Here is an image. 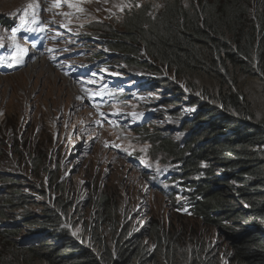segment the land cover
<instances>
[{"label": "rangeland", "instance_id": "374dc122", "mask_svg": "<svg viewBox=\"0 0 264 264\" xmlns=\"http://www.w3.org/2000/svg\"><path fill=\"white\" fill-rule=\"evenodd\" d=\"M164 3L165 0H82L80 7L84 11L80 12L68 7L63 0L59 7L56 6L57 0H0V20L23 15L30 5H43L56 32L65 34L69 30L73 37L80 29L86 34L96 35L93 38L96 42L87 41L92 45L90 58H81L79 62L92 65V61L102 56L108 58V55H113L112 67L100 71L109 74L116 73L112 71L115 70L122 72L120 75L124 78L126 74H137L149 79L139 83L129 78L125 84H115L117 89H132L128 93L138 85V91L146 85L148 87L134 93L128 100L119 97L110 103L106 109L107 125L101 127L84 95L82 99L74 97L76 90L80 91L77 84L63 77L47 61V75L41 68L30 72L32 63L42 59L41 52H37L39 57L34 56L21 70L3 75L4 80L0 82V174L3 176L0 178V191L6 200L22 194L29 197L30 202L24 209L12 211L6 208L8 216L0 219V228L4 221L14 220V214L16 221H28L27 216L31 213L38 216L44 205L57 208L66 203L65 227L75 237L93 235L95 227L102 228L103 238L113 242L118 235L123 234L121 240H129L139 234L142 246L152 252L150 264H201L204 259L216 264H236L233 254L237 238L229 230L234 226L231 221L209 225L190 213L184 214L171 199L148 187V172L118 153V149L123 148L131 153L130 157L148 163L167 162L171 157L159 149L161 146L154 139L163 135L164 128L178 127L182 119L190 118L191 112L200 110L205 102L192 104L188 98L189 91L172 72L148 73L140 64L129 67L122 58L123 53L113 50L108 44L117 35L112 31H124V18L128 12L147 7L151 13H156ZM260 5L264 11V0H260ZM7 33L6 23L1 21L0 42H6ZM98 37L105 39L106 44L100 43ZM53 41L52 38L50 42ZM141 54L150 60L144 50ZM50 77H53L55 89L63 88L64 102L54 104L52 99H46L42 94ZM109 80L108 77L95 80L93 76L83 80L82 84L90 94H94L99 85ZM67 84L68 93L64 88ZM245 86L253 113L258 118L264 117L263 82L256 78L247 79ZM173 109L178 110L173 112ZM117 111L119 115L115 114ZM143 116L150 121L144 126L148 132L137 133L127 128ZM115 120L119 122L118 126H114ZM190 129V126L183 130L174 128L168 135L184 142ZM114 145L120 147L114 149ZM215 172L219 174L222 169ZM104 197L111 201L117 215L105 214L100 208ZM39 231H42L40 227L25 225L16 241L26 246L28 243L25 242ZM39 260L38 256H25L28 264H44Z\"/></svg>", "mask_w": 264, "mask_h": 264}, {"label": "trees", "instance_id": "16d2710c", "mask_svg": "<svg viewBox=\"0 0 264 264\" xmlns=\"http://www.w3.org/2000/svg\"><path fill=\"white\" fill-rule=\"evenodd\" d=\"M190 1L165 0L156 13L147 7L128 12L124 31H112L117 35L108 44L123 53L129 67L140 64L148 73L172 72L190 96L200 93L192 96L191 103L205 101L202 108L180 123L182 130L192 128L184 142L160 135L153 141L159 142V149L169 158L185 161L187 181L196 187L189 213L209 225L231 221L234 226L229 230L237 238L235 263L264 264V117L253 113L245 86V81L253 78L264 84V11L260 0ZM87 35L96 42V35ZM98 41L106 44L105 39L98 37ZM91 52L92 46L86 55ZM133 131L148 132V128L135 127ZM204 163L207 166L202 168ZM219 168L222 172L217 174ZM195 172L203 178L195 180ZM3 195L0 191V219L7 218L6 208L24 209L30 202L22 194L9 200ZM100 202L105 214L117 215L107 197ZM66 205H44L38 216H27L28 221H16V214L14 220L4 221L0 264H28L26 254L38 256L44 264L151 263L152 252L142 246L139 234L129 240L118 235L113 242L103 238L102 228L95 227L93 235L75 237L65 227ZM25 225L42 231L21 246L16 239ZM201 264L216 262L204 259Z\"/></svg>", "mask_w": 264, "mask_h": 264}, {"label": "clouds", "instance_id": "9594fccd", "mask_svg": "<svg viewBox=\"0 0 264 264\" xmlns=\"http://www.w3.org/2000/svg\"><path fill=\"white\" fill-rule=\"evenodd\" d=\"M154 77H159V76H154ZM66 79H67V78H66ZM71 81H72V80H71ZM74 84H75V83H74ZM78 89H79V88H78ZM188 98H189L190 101H191L192 96L189 95ZM87 105H88V104H87ZM88 107H89V106H88ZM89 109H90L91 112H93V111L91 110L90 107H89ZM175 110H178V109H173V112H174ZM197 112H198V111L193 110V111L191 112V116H190V118H187V119H192L193 116H194V114L197 113ZM94 115H95V113H94ZM95 118H96V120H97L96 115H95ZM183 120H184V119H182L181 122H182ZM181 122H180V123H181ZM180 126H181V124H179L178 127H174V128H180ZM105 127H106V125H105ZM140 127H144V126H140ZM174 128H164V129H163V135H161L162 139H170V140L174 141L175 143H179L177 140H175V139L172 138L170 135H168V132H169V131H172ZM133 129H134V128H132L131 130H133ZM121 155H122V154H121ZM162 162H163V161H162ZM178 163L182 165V166H181V172H182L183 174H181V178H183V180H184V185L187 186V187H189V188H191V189L193 190L192 197H195V196H196V187L192 185V184H193L192 182H188V181H187V178H188V177H186L187 173H185L184 170H183V168H184L185 165H186L185 161L177 162V161H175L174 159H169L167 162H164V163H159V162H157V163H150V164H152V165H157V166H159V167H163V166H173V165H176V164H178ZM206 166H207L206 163L202 164V168H205ZM143 169H144V168H143ZM144 170H145V169H144ZM145 171H146V170H145ZM149 174H150V173H149ZM150 176H151V174L147 177V185H148V187L151 188L153 191H156V192H158V193H161V194H163L164 196L168 197L169 199L175 201V202H174V205H177V208H178L179 210L182 211V209L178 206V198H177L175 195L167 194V193H165V192H163V191H161V190L155 189V188H153V187L150 186V184H149V178H150ZM175 178L177 179L178 177L175 176ZM194 178H195V180H201V179L203 178V176L201 175L200 172H195V173H194ZM186 198L189 200L188 202H190V205H191V197L189 196V198H188V197H186ZM190 210H191V208H190ZM190 210H189V211H190ZM189 211L186 212V213H184V214L189 213ZM3 226H5V225H3Z\"/></svg>", "mask_w": 264, "mask_h": 264}, {"label": "bare ground", "instance_id": "6f19581e", "mask_svg": "<svg viewBox=\"0 0 264 264\" xmlns=\"http://www.w3.org/2000/svg\"><path fill=\"white\" fill-rule=\"evenodd\" d=\"M35 57L38 58L39 56L35 55ZM47 63H46V60H44L43 58L42 59L40 58L35 64L32 63V65L30 66V72L32 73L35 70H37L38 68H41L43 70L44 74L47 75V73L49 71ZM26 66H27V64H26ZM112 76H114V75H112ZM56 78H60L61 79L60 76L59 77L57 76ZM3 80H4V78H3V75H2L0 77V82H2ZM53 82H54L53 77H50L49 80L46 81L45 85L47 87L45 88V90H44V92L42 94L46 97V99H52L54 104H59L60 102H64L65 101L63 99L64 95L62 94L63 88L57 87V89H55ZM68 87L69 86L67 84L64 88L67 90ZM68 92H70V90H67V93ZM57 93H58V95H57ZM81 96H82V92L76 90V92L74 93V97L81 98Z\"/></svg>", "mask_w": 264, "mask_h": 264}, {"label": "snow or ice", "instance_id": "6c2138e0", "mask_svg": "<svg viewBox=\"0 0 264 264\" xmlns=\"http://www.w3.org/2000/svg\"><path fill=\"white\" fill-rule=\"evenodd\" d=\"M81 2H82V0H63V3H66V4L68 5V7H70V8H75V9H77V11L83 12L84 9H83L82 7H80V3H81ZM60 4H61V0H57V4H56V6L59 7ZM137 6H139V5H137ZM29 7H31V5H30ZM123 10H124V9L121 7V11H123ZM26 14H27V13L25 12V15H26ZM66 15H67V14H66ZM25 22H27V21H25ZM32 22L35 23L36 21L33 20ZM64 27H67V25H64ZM12 32H13V35H15V33H16V29H13ZM16 63H17V64H22V63H23V58H22V56L16 60ZM186 90H187V89H186ZM85 91H87V89H85ZM196 95H200V93H196ZM81 99H82V97H81ZM115 114H116V115H119L120 113H119V111H117ZM101 115H103V113H102ZM133 115H136V114L133 113ZM114 146L117 147V148L120 147V145H114ZM123 150H124V151H127V149H123Z\"/></svg>", "mask_w": 264, "mask_h": 264}]
</instances>
